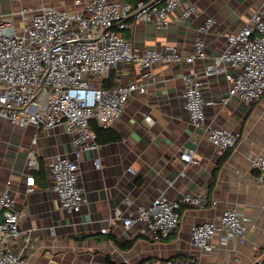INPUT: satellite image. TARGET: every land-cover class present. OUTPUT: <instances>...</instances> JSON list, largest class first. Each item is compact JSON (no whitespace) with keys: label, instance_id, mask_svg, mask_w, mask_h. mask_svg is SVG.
I'll use <instances>...</instances> for the list:
<instances>
[{"label":"crops","instance_id":"0c3cea01","mask_svg":"<svg viewBox=\"0 0 264 264\" xmlns=\"http://www.w3.org/2000/svg\"><path fill=\"white\" fill-rule=\"evenodd\" d=\"M184 1L198 6L191 18L180 19L178 8L165 28L150 21H131L125 36L138 47L163 50L166 45H176L187 54L193 48L196 26L212 17L215 25L205 34L209 57L195 65L156 63L151 67L156 81L148 84L147 93L132 96L121 117L98 133L97 148L84 151L77 159L79 183L87 198L79 212L61 209L48 175L52 159L73 157L71 134L62 125L18 127L0 117V192L8 188L16 209L23 211L21 227L35 228V246L23 264H254L264 260V187L254 181L252 167L264 144V96L251 104L237 97L221 104L229 83L221 75L206 79L205 125L239 134L237 143L222 156L203 128L191 126L180 97L182 75L210 62L224 47L226 35L245 25L260 0ZM41 3L80 8L75 0H22L24 6ZM17 6L0 0V19ZM111 74L119 83L132 79L135 70L122 64ZM29 149L37 151L41 168L33 172L34 190L27 193ZM183 149H193L196 162L187 164L180 175ZM95 158L100 160L99 166L94 164ZM160 193L170 199L199 195L208 203L182 205L178 227L166 239H152L142 222L124 227L123 217L136 205H149ZM225 208H235L244 217V241L230 238L223 242L217 235L212 250L193 247L191 227L217 220ZM117 211L120 216L114 218Z\"/></svg>","mask_w":264,"mask_h":264},{"label":"built area","instance_id":"2783aa9c","mask_svg":"<svg viewBox=\"0 0 264 264\" xmlns=\"http://www.w3.org/2000/svg\"><path fill=\"white\" fill-rule=\"evenodd\" d=\"M10 1L18 6L0 19V117L18 127L32 125L48 129L62 125L71 134L73 157L58 155L52 159L48 163V175L61 209L76 213L87 203L79 183L77 159L98 145L91 123L108 127L119 119L128 100L147 93L148 84L156 81L150 70L156 63L204 62L209 57L205 34L213 28L215 19L207 17L196 26L193 48L186 54L176 45H166L163 50L138 47L126 38L125 31L131 27V21H150L158 28H165L170 14L178 8L180 19L187 20L198 12L194 3L75 0L80 8L70 10L46 3L24 6L22 0ZM210 59L201 68L182 75L184 88L180 97L191 126L203 128L216 153L222 156L237 143L239 134L222 126L205 125L208 102L204 85L210 76H224L229 86L220 98L221 104L233 97L251 104L264 96V0H260L244 26L226 35L224 47ZM122 64L134 68L132 79L113 86L99 84ZM37 154L35 149L26 153L27 193L34 190L33 172L41 168ZM179 158L180 175L187 164L196 162L193 149H183ZM94 164L99 166L100 160L95 158ZM252 167L254 181L264 187V144ZM127 203L132 205L130 200ZM207 203L199 195L170 199L160 193L149 205H136L122 222L125 228L142 222L152 239L162 240L178 227L182 205ZM211 204L215 205L216 201ZM0 210V264H23L35 246V228L21 227L23 211L16 209L8 188L0 192ZM119 216L117 211L114 218ZM217 235H221L223 242L230 238L244 241V217L235 208H225L217 220H205L191 227V244L196 249L210 251Z\"/></svg>","mask_w":264,"mask_h":264},{"label":"trees","instance_id":"16d2710c","mask_svg":"<svg viewBox=\"0 0 264 264\" xmlns=\"http://www.w3.org/2000/svg\"><path fill=\"white\" fill-rule=\"evenodd\" d=\"M131 1H132V0H131ZM134 1H135V0H134ZM116 83H117V81H114L112 74L109 75L108 78L105 77V78H103V79L99 82V84H100L101 86H113V85H115ZM92 127H93V129L95 130V132H96V134H97V141H98V133L102 130V128H106V127H100V126H97V125H94V126H92ZM39 170H40V169H39ZM108 237L112 239V236H111V235H108ZM112 240H114V239H112ZM254 264H264V260H261L260 262H257V263H254Z\"/></svg>","mask_w":264,"mask_h":264},{"label":"water","instance_id":"95a60500","mask_svg":"<svg viewBox=\"0 0 264 264\" xmlns=\"http://www.w3.org/2000/svg\"><path fill=\"white\" fill-rule=\"evenodd\" d=\"M2 222V215H1V210H0V223Z\"/></svg>","mask_w":264,"mask_h":264}]
</instances>
